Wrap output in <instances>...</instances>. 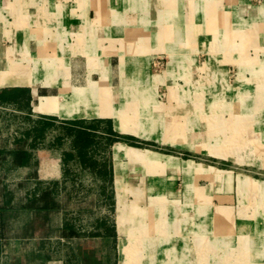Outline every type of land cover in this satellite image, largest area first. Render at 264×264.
I'll return each mask as SVG.
<instances>
[{"label":"crops","instance_id":"1","mask_svg":"<svg viewBox=\"0 0 264 264\" xmlns=\"http://www.w3.org/2000/svg\"><path fill=\"white\" fill-rule=\"evenodd\" d=\"M155 57L166 59L160 72H155ZM204 68L213 78L227 77L231 69L235 70L233 82L225 81L231 85L228 90L234 91L230 100L244 113L254 115L255 122L262 123L259 130L260 137H264V0H0V90L30 88L32 110L38 117L62 122L105 120L115 132L135 140L146 139L152 146L173 137L183 147L188 138L186 126H179L177 134L171 136L170 127L163 124L168 118H126L132 130L124 131L115 116L125 114L124 108L138 98L132 95L128 103L126 92L154 89L156 84L151 79L156 75L168 76L169 83L178 82L185 90L188 88L183 84L196 82L191 76ZM221 84L201 90L219 91ZM51 102L64 104L69 114L40 108ZM200 119L201 126L193 129L194 138L212 140L211 148L196 152L221 156L229 153L220 150L218 139L222 137L208 133L207 126L206 130L202 125H208L209 120ZM219 119L210 118L213 123ZM27 144L29 162L13 161L12 150L17 147L0 148L7 155L0 166L9 161V169L26 167L32 171L29 176L51 179L47 183L54 185L58 205L19 209L38 214L63 208L59 197L64 193L69 199L72 194L62 189L68 181L62 152L31 149ZM148 150L156 155V151ZM148 159L160 162L150 156ZM167 160L166 168L170 169L171 158ZM117 163L113 166L115 182ZM188 170L199 172L203 168ZM0 179V185L7 187L5 175ZM209 182L212 187L220 183L233 187L239 180ZM28 193L12 202L25 201ZM162 201L163 205H153L158 214L145 224L147 235L134 264H264V226L251 228L249 218L235 214L230 201L221 205L220 212L216 208L213 216L206 214L204 218L202 205L198 218L188 217L185 206V217L179 220L177 231L172 228L175 219L172 221L167 214L171 200ZM103 223L95 232L82 235L77 230V235H65L68 221L61 222L62 235L80 241L76 247L81 256L78 264H119L118 220L113 232L105 231ZM145 225L138 222V227ZM8 230L9 225L4 241L9 238ZM37 230L35 227L24 236H37ZM174 234L180 238L172 242Z\"/></svg>","mask_w":264,"mask_h":264},{"label":"rangeland","instance_id":"2","mask_svg":"<svg viewBox=\"0 0 264 264\" xmlns=\"http://www.w3.org/2000/svg\"><path fill=\"white\" fill-rule=\"evenodd\" d=\"M165 61L166 59L155 57V72H160L165 67ZM209 71L207 68L198 70L191 76L197 81L183 84V87L188 88L185 90L179 88L178 82L169 83L168 76L156 75L151 79L156 84L154 89L126 92L128 103L132 100V95H138V98L124 108L125 121L126 118H168L163 123L170 127L168 135L177 134L179 126L187 127L186 146L180 147L178 139L173 137L166 139L167 143H158V146H152L146 139L124 138L121 133L110 132V122L92 119L84 122L85 126L90 127L94 142L87 148L88 160L83 161L74 134L68 133L72 128L69 123L54 121L48 125L43 136L32 132L28 138V147L62 152L64 170L68 176L62 189L69 190L72 196L68 199L63 193L59 197L63 208L57 211L36 214L31 210L15 208L5 213L9 238L3 241L0 264H66L68 261L70 264H78L81 256L76 247L80 241L62 235L60 224L65 219L69 228L73 226L82 235L97 231L101 221L104 222L101 227L105 231L113 232L118 220L119 232L116 239L119 244V264L122 259V264H127L129 257L124 249L125 243H132L138 238V232L134 233L138 229V222L144 225L148 221L152 222L154 215L158 214V208L153 210V207L163 205L164 199L166 202L171 200L170 212L167 214L172 221L175 219L176 225L172 228L175 227L176 231L179 220L182 216L185 217V206L188 217L198 218L202 205L204 218L206 214L213 216L216 208L217 213L220 212L221 205L229 201L235 214L249 218L251 228L264 226V137H260L259 130L262 123L255 122L254 115L244 113L242 107L230 100L234 91L228 90V86L231 87L229 84L236 78L235 70L231 69L228 76L222 78L216 75L213 78ZM227 80L230 83L226 84ZM218 82L224 83L221 84L222 90H201V87L216 85ZM42 106L40 108L43 110L50 111L46 105ZM42 118L45 117L36 115L31 101H27L25 96L18 102L0 100V148L9 150L20 145L17 144V138L24 139V132L32 130L36 121L47 120ZM200 118L209 120L208 125L205 122L202 125L206 130L208 128V133L222 137L218 139L220 150L229 153L221 156L196 152L207 150L212 140L194 138L193 129L201 126ZM210 118L220 119L213 123ZM230 118H237V121L232 122ZM248 120L250 123H247ZM126 123V131L132 130L128 121ZM118 143L136 150L138 156L118 153ZM195 143H198L197 148ZM147 148L156 151V155ZM157 151L165 155H158ZM149 156L160 162L153 163V160L148 159ZM168 158H171L170 169L166 168ZM114 162H118L116 182ZM187 163L202 167L203 170L189 171L185 166ZM9 165L10 162L5 161L0 166V178L5 175V184L9 190L7 196H12L14 200L27 192L50 185L47 182L51 179L42 181L38 175L29 176L32 172L29 168L9 169ZM208 165L215 166V170ZM217 167L234 171L220 170ZM232 178L239 180L233 187L221 183L219 186H210V179ZM19 181L23 183L19 184ZM121 189L126 203V222L123 225L120 222L118 196ZM228 194L231 198L226 196ZM35 227L38 228L36 232L39 235L24 236V233L30 234ZM143 228L146 231L147 226ZM43 231L47 233L43 234ZM178 238L180 237L174 234L171 241L179 240Z\"/></svg>","mask_w":264,"mask_h":264},{"label":"trees","instance_id":"3","mask_svg":"<svg viewBox=\"0 0 264 264\" xmlns=\"http://www.w3.org/2000/svg\"><path fill=\"white\" fill-rule=\"evenodd\" d=\"M27 99V101H31L32 95L30 88L28 87H20V88H4L0 90V100L1 101H20L22 98ZM47 119L45 121L38 120L34 123V127L32 130L28 129L24 132L25 138H17V145L16 149L12 150L13 152V161L16 164H25L30 161L31 153L25 147L26 143H28V138L34 132L37 136H43L44 131L51 125L52 122L55 120L53 118H42ZM69 123L72 128H70V134H74L75 143L79 146L80 156L82 157L83 161L88 160V150L87 148L94 142V139L91 136V130L89 126L84 125V120H72V121H65ZM82 125V126H81ZM110 132L116 133L113 128H110ZM122 137L129 138L122 134ZM137 144L135 142H132ZM70 155V154H69ZM7 157L6 154L0 150V160H3ZM55 187L53 184H50L45 187H41L33 192H29L26 195V199L23 202H12L13 197L7 196L9 194V190L6 186L0 188V250L3 247V241L6 237V231L8 228V223L5 220V213L7 210L15 209L21 207L27 208H37V209H50L54 208L58 205V201L55 196ZM70 227V226H69ZM65 235H77V229H74L73 226L69 228V230H64Z\"/></svg>","mask_w":264,"mask_h":264},{"label":"bare ground","instance_id":"4","mask_svg":"<svg viewBox=\"0 0 264 264\" xmlns=\"http://www.w3.org/2000/svg\"><path fill=\"white\" fill-rule=\"evenodd\" d=\"M63 105L64 104H60V103H57V102H51V103H49L46 106L48 107L47 109L50 110V111H58L61 114L64 113V114L68 115L69 112H66V110L63 109V107H62ZM123 114L122 113L116 114L115 117L117 118V121H118V127L120 129L126 131L127 129H126L125 125L127 124L126 123L127 121L124 120V115ZM116 148H117V152L118 153L122 152V153H125V154L129 155V156H136V155L138 156V154H139L136 150H133L131 147L130 148H125V145H123V143H118ZM214 148H216V147H214ZM185 166L188 169H193L194 168V165L192 163H187ZM118 196H119V204H120V211H121V213H120V222H121V225H123L126 222V218H125L126 212L124 210V207H125L126 203H125V199H124V191H122V189L119 191ZM125 226H126V224H125ZM138 231H139V233H137ZM145 232H146L145 228H143L142 226L138 227L137 230H134V233L135 234L137 233L136 236L138 238L136 240H134L132 243H125L124 249H125V252H127L126 254L129 257L128 258L129 260L126 261L127 264H134V262L138 259V257H140V254L142 253L141 249H142V246H143L145 238H146V234H145V236H143V234Z\"/></svg>","mask_w":264,"mask_h":264}]
</instances>
